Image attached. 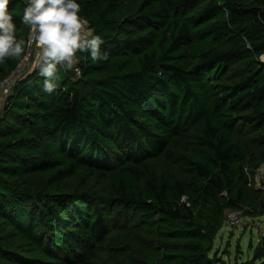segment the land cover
<instances>
[{
    "label": "trees",
    "instance_id": "trees-1",
    "mask_svg": "<svg viewBox=\"0 0 264 264\" xmlns=\"http://www.w3.org/2000/svg\"><path fill=\"white\" fill-rule=\"evenodd\" d=\"M77 2L108 58L77 52L51 93L33 65L4 98L0 264H226L228 212L264 217V0Z\"/></svg>",
    "mask_w": 264,
    "mask_h": 264
},
{
    "label": "clouds",
    "instance_id": "clouds-1",
    "mask_svg": "<svg viewBox=\"0 0 264 264\" xmlns=\"http://www.w3.org/2000/svg\"><path fill=\"white\" fill-rule=\"evenodd\" d=\"M12 3L0 0V64L7 58H20L26 43L30 46L34 40L39 49L34 68L44 77L43 91L51 93L58 87L60 70L73 68L77 52L88 53L94 63L108 58L101 50L103 38L85 34L87 20L80 15L77 0H22V15L10 10ZM14 14L30 27L33 37L29 41L17 38Z\"/></svg>",
    "mask_w": 264,
    "mask_h": 264
},
{
    "label": "rangeland",
    "instance_id": "rangeland-1",
    "mask_svg": "<svg viewBox=\"0 0 264 264\" xmlns=\"http://www.w3.org/2000/svg\"><path fill=\"white\" fill-rule=\"evenodd\" d=\"M255 183L257 188L264 184V166L257 171ZM226 219L227 223L216 237L215 249L218 251L219 258L226 264H242L250 260L253 255V250L248 248L249 242L253 249L264 237V217L250 219L242 217L241 213L228 212ZM226 250H228L227 253ZM262 260L264 261V258ZM255 264H259V261Z\"/></svg>",
    "mask_w": 264,
    "mask_h": 264
},
{
    "label": "built area",
    "instance_id": "built-area-1",
    "mask_svg": "<svg viewBox=\"0 0 264 264\" xmlns=\"http://www.w3.org/2000/svg\"><path fill=\"white\" fill-rule=\"evenodd\" d=\"M87 28H88V23L85 26V34H89V30ZM32 37H33V33L30 29L29 35H28V41L32 39ZM38 51H39L38 46L35 44L34 40L30 46L27 44V50L25 52V55L22 61L16 67L14 73H12L10 77L6 78L4 81L0 83V93L3 95L4 98L11 92V89L13 88L16 81L25 74L26 68L32 67L34 65V63L31 62L30 58L32 54L34 53H35L34 56L36 58ZM260 59L261 61H264V56H261ZM74 65H75V60H74ZM76 73H79V72L76 70ZM1 107L2 106H0V108Z\"/></svg>",
    "mask_w": 264,
    "mask_h": 264
},
{
    "label": "crops",
    "instance_id": "crops-1",
    "mask_svg": "<svg viewBox=\"0 0 264 264\" xmlns=\"http://www.w3.org/2000/svg\"><path fill=\"white\" fill-rule=\"evenodd\" d=\"M4 102V97L3 95L0 93V106L3 104Z\"/></svg>",
    "mask_w": 264,
    "mask_h": 264
}]
</instances>
